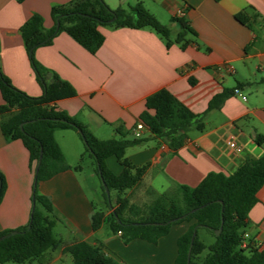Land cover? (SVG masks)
I'll list each match as a JSON object with an SVG mask.
<instances>
[{
    "label": "crops",
    "instance_id": "obj_1",
    "mask_svg": "<svg viewBox=\"0 0 264 264\" xmlns=\"http://www.w3.org/2000/svg\"><path fill=\"white\" fill-rule=\"evenodd\" d=\"M69 1L0 0V69L14 87L30 96H40L42 88L35 79L19 27L37 13L44 28H51L50 7ZM123 1L118 0L111 8H117ZM133 2H141L172 34L178 30V24L171 19L181 9V17L195 32V36H189L193 43L185 49L176 44L167 48L149 29L99 27L103 43L90 53L61 32L50 44L33 52L39 64L68 82L76 93L57 101V108L85 124L98 139L106 140L112 138L115 127L132 131L144 110L146 97L162 88L193 113L204 112L212 96L223 89L235 88L237 83L242 84L239 91L245 97L243 100L231 95L218 109L207 111L204 131H190L189 138L176 151L153 142L127 149L126 156L132 164L148 166L127 191L122 218L141 222L155 213L184 212L187 194L183 186H196L210 172L229 173L245 156L258 157L264 153V142L257 145L254 140L257 135L264 137V27L260 22L264 18V0ZM257 27L263 32L262 37ZM250 86L255 88L254 94L244 92ZM231 137L238 150L227 145ZM54 138L66 164L74 166L83 146L78 132L56 130ZM105 164L114 174L122 171L115 156L107 157ZM0 173L6 183L0 201L1 232L28 223L34 180L22 143L6 141L1 133ZM36 190L49 198L56 217L53 233L63 244L85 241L109 252L123 264H175L177 240L193 223L190 220L172 225L156 244L139 239L124 244L106 223L96 231L91 229L93 207L105 208L97 207L77 171L57 173L38 182ZM256 197L248 213L245 233L264 250V185ZM65 254L62 246L49 251L45 264H57Z\"/></svg>",
    "mask_w": 264,
    "mask_h": 264
},
{
    "label": "trees",
    "instance_id": "obj_2",
    "mask_svg": "<svg viewBox=\"0 0 264 264\" xmlns=\"http://www.w3.org/2000/svg\"><path fill=\"white\" fill-rule=\"evenodd\" d=\"M50 16L53 26L49 29L44 28L43 19L37 13L31 14L19 27L23 46L42 94L33 97L14 87L0 69L1 135L6 141L19 140L22 143L33 173L42 151L35 174L31 218L24 226L0 232V264H45L48 252L61 246L73 264H114L102 254L99 247L88 242L63 244L53 233L56 217L51 202L36 190L38 182L48 180L57 173L80 170L87 155L93 159V171L101 184L105 208L93 207L90 214L93 231L106 223L124 244L134 239L156 244L172 225L193 220L177 240L175 264H186L194 228L196 234L190 247L189 264H264V250H260L251 237H243L248 225V213L257 201L258 190L264 185V153L258 157L245 156L229 173L210 172L196 186H183L187 194V208L184 212L170 215L155 213L141 222H130L122 218L127 204L126 193L139 181L148 166L147 163L132 164L126 156L127 149L153 142L176 151L189 138L190 131H204L206 112L218 109L225 99L234 95V89H239L242 84L237 83L235 88L223 89L212 96L202 113H193L168 90L159 89L146 97L144 110L138 116L136 124L140 123L143 127L140 136H134L132 131H124L119 126L114 128L117 138L98 139L85 124L56 107L57 101L73 97L76 93L68 82L34 59L35 48L50 44L57 34L64 32L85 50L94 53L103 43L99 27H107L149 29L163 40L167 48L176 44L180 49H185L193 43L189 36H195V32L183 17L174 15L171 20L178 24V30L172 34L141 2L128 9H111L103 0H70L65 4H53ZM260 22L264 27V18ZM63 129H79L81 134L77 132L80 138L82 135L87 143L74 166L66 164L54 138V132ZM254 140L257 145H261L264 137L257 135ZM109 156H115L122 166L119 174L107 168L105 159ZM0 182L1 201L6 188L1 173ZM199 229L211 233L214 241L211 244L201 241L198 238ZM12 231L16 233L12 234Z\"/></svg>",
    "mask_w": 264,
    "mask_h": 264
},
{
    "label": "rangeland",
    "instance_id": "obj_3",
    "mask_svg": "<svg viewBox=\"0 0 264 264\" xmlns=\"http://www.w3.org/2000/svg\"><path fill=\"white\" fill-rule=\"evenodd\" d=\"M106 1H108V3H109V6L108 5L107 6L109 8H111V7H113L114 3H117L118 0H106ZM134 4H135V2H133V0H124L121 4L119 3L118 7L128 9L129 6L134 5ZM115 5H118V4H115ZM257 31L259 32V36L262 37L263 32H261V30L258 27H257ZM230 80L232 82L231 84H233V82H234L233 78H231ZM254 90H255V88L250 86L247 89H245L244 92H246L247 94H254L255 93ZM113 133L114 134H113L112 138H117V135L115 134V132H113ZM106 139H110V138H106ZM81 151L82 152L84 151V144L81 147ZM93 167H94L93 159L87 155L83 164H82L81 169L78 170L77 172L80 176V179H81V181L84 185V188H85L86 192L88 193V195L91 197V199L94 200V203H96L97 207L104 208V204H103L102 197H101V184H100V181L97 178V176L94 174ZM55 232H56V230H55ZM198 238L201 241H203L205 244H211L214 241L213 235L211 233H209L208 231H206L205 229H199L198 230ZM204 254L205 253H203L201 255V258L204 256ZM70 260H71L70 256L66 253L63 256L62 260L60 262H58L57 264H72V262ZM3 264H39V263L38 262H32V263L7 262V263H3Z\"/></svg>",
    "mask_w": 264,
    "mask_h": 264
},
{
    "label": "built area",
    "instance_id": "obj_4",
    "mask_svg": "<svg viewBox=\"0 0 264 264\" xmlns=\"http://www.w3.org/2000/svg\"><path fill=\"white\" fill-rule=\"evenodd\" d=\"M175 16H178V17H181L183 15V11L181 9H177L174 13ZM234 95H238V96H241L240 95V91L239 89H234ZM241 98L243 100H245V97L244 96H241ZM142 125L140 123L136 124V126L133 128L132 132L134 134V136H140L141 132H142ZM227 145L230 147V148H234V149H237L238 150V147L236 146L235 142H234V138L231 137L230 140L227 141ZM243 237L244 238H247L248 237V234L247 233H244L243 234ZM102 254L107 257V258H110L114 264H123L122 260L120 259H117L115 257H113L109 252L107 251H104V250H101Z\"/></svg>",
    "mask_w": 264,
    "mask_h": 264
},
{
    "label": "water",
    "instance_id": "obj_5",
    "mask_svg": "<svg viewBox=\"0 0 264 264\" xmlns=\"http://www.w3.org/2000/svg\"><path fill=\"white\" fill-rule=\"evenodd\" d=\"M56 26H58V24H56ZM22 125H20L21 127ZM79 133L81 132L79 129L77 130ZM81 134V133H80ZM81 138H82V142L85 146H87V143L85 141V139L83 138V136L81 135ZM41 156H42V151L40 150V153H39V158H38V162H37V165H36V169H35V173H34V180H33V189L35 188V174H36V171H37V168L39 166V162H40V159H41ZM99 177H100V180L102 182V178L100 176V173H99ZM103 184V183H102ZM0 186H1V182H0ZM106 194H107V191H106ZM33 207H34V202H33V195H32V208H31V214H30V218H31V215H32V211H33ZM182 217V216H181ZM179 217V218H181ZM177 219V218H175ZM173 219V220H175ZM173 220H170V221H173ZM152 224H157V223H152ZM219 230L220 228L215 232V234L217 235L219 233ZM12 234L16 233L15 231H12L11 232ZM195 234H196V228H194L193 232H192V235H191V238H190V246H189V249H188V252H187V258H186V264H189V255H190V247H191V244H192V241L195 237Z\"/></svg>",
    "mask_w": 264,
    "mask_h": 264
}]
</instances>
